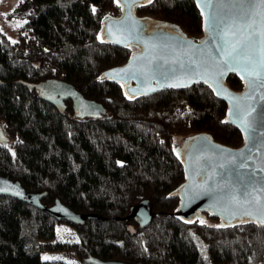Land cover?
Wrapping results in <instances>:
<instances>
[{"label": "trees", "instance_id": "1", "mask_svg": "<svg viewBox=\"0 0 264 264\" xmlns=\"http://www.w3.org/2000/svg\"><path fill=\"white\" fill-rule=\"evenodd\" d=\"M135 13L149 27H175L197 41L205 35L193 0H152ZM122 14L116 0H31L18 42L0 30V125L9 140L0 142V177L41 196L47 208L60 201L98 217L75 226L0 196V264H86L89 256L136 264H264V226L221 224L208 214L188 223L177 215L175 193L186 176L174 138L207 134L231 149L245 139L224 122L228 105L208 84L130 97L122 85L101 80L137 51L101 39L104 21ZM53 80L73 85L105 114L78 119L72 102L61 112L27 87ZM225 84L236 93L245 89L237 75ZM144 200L152 222L132 233L127 217ZM60 225L74 228L79 241L53 242ZM59 251L74 253L75 262L41 258Z\"/></svg>", "mask_w": 264, "mask_h": 264}, {"label": "water", "instance_id": "2", "mask_svg": "<svg viewBox=\"0 0 264 264\" xmlns=\"http://www.w3.org/2000/svg\"><path fill=\"white\" fill-rule=\"evenodd\" d=\"M193 1L202 12L201 0ZM146 2L147 0H120L122 16L104 21L101 33L103 41L117 47H133L137 51L125 66L106 71L101 80L122 85L124 92L130 97L150 96L164 89H183L199 83L212 84L218 99L228 105L227 123L241 131L245 142L240 149H231L216 143L207 134H199L191 139L179 155L186 182L175 193L180 198L177 215L188 223H193L201 214H208L219 219L221 224L252 221L264 226V99L261 98L264 96V87H259L264 81L250 83L247 79H242L237 71H226L223 76L218 75L226 66H218L213 59H220L217 48L222 42L210 39L211 21L206 30L205 16L209 13L208 9L203 10L205 35L197 41L175 27H171V30L157 28L150 31L148 23L139 19L135 13L136 8ZM212 11L223 19L222 27L231 28L225 39L233 43L246 36L253 28L259 31L264 26V5H260L259 0H223ZM249 24L252 25L251 28L246 27ZM254 40L259 41V37H254ZM205 41L208 43L205 44ZM255 47L258 49L259 44ZM124 69L128 71H121ZM257 70L264 73V69L258 65ZM115 72L120 74L113 75ZM230 75H237L244 81L245 89L242 92H233L226 86V78ZM27 87L35 88L43 101L61 112L66 110L65 103L71 101L74 104V115L78 119H95L105 114L100 104L86 100L69 83L53 80L36 87ZM237 97L241 99L234 100ZM237 104L245 112L252 109L249 120L253 122V129L250 133L242 130L236 121L234 113ZM249 136L254 137V140H248ZM8 141L0 125V142ZM249 148L252 149L250 152ZM221 149L227 151L221 152ZM241 151L244 152L243 158L233 157V153ZM242 162L247 166L239 167ZM0 196L29 204L58 222L64 221L75 226H80L86 220L98 219L94 215L75 213L60 201L47 208L42 205L41 196L27 193L20 183L8 178L0 177ZM232 196H235V202L231 200ZM257 199L260 203L256 202ZM152 218L149 201L144 200L131 209L127 220L140 219L143 229L151 224ZM130 230L135 232L133 226H130ZM85 263L136 264L104 261L94 256H89Z\"/></svg>", "mask_w": 264, "mask_h": 264}, {"label": "snow or ice", "instance_id": "3", "mask_svg": "<svg viewBox=\"0 0 264 264\" xmlns=\"http://www.w3.org/2000/svg\"><path fill=\"white\" fill-rule=\"evenodd\" d=\"M134 2V0H133ZM152 0H147V3H151ZM116 3L120 4V0H116ZM223 0H201L202 4V14L204 9H208L209 13L205 16V26L206 30L209 28V21H211V32H210V39L213 41L220 40L222 43L217 48V51L220 53V59H216V64L224 65L226 67L222 68L218 75L223 76L226 71H237L238 74L241 75L242 79H247L250 83L251 82H259L264 81V73H261L257 70V65L259 68L264 69V26L261 27L259 31L256 29H252L250 33L246 36H243L241 39L237 40L236 42H231L225 37L231 31V28H224L222 27L224 21L222 18H218L217 14L212 11V9L218 5L222 4ZM260 5H264V0H259ZM95 11V9H93ZM246 27L251 28L252 25L249 24ZM259 37V41L254 40V37ZM205 44L208 41L204 42ZM259 44V48L255 47L256 44ZM258 56V59H257ZM183 67V65H181ZM127 72L128 69L121 70ZM119 72L113 73V75H119ZM169 86H186V85H169ZM210 87L212 84L209 85ZM259 87H264V83H260ZM154 90V89H150ZM214 90H216L214 88ZM226 91V90H225ZM264 99V96L261 97ZM241 98H234V100L238 101ZM235 117L238 124L242 127V130L246 132H251L253 129V122L249 120V117L252 114V109H248L246 112L243 111L239 105H236L235 110ZM230 115H233L230 112ZM227 123L228 121H224ZM207 139V138H206ZM248 140H254V137H247ZM218 147V146H217ZM252 149L249 148L248 151L250 152ZM221 152H225L227 150H220ZM233 157H244V152L241 151L239 153H233ZM246 163H241L239 167L243 168L246 167ZM222 167V165H221ZM19 194V193H18ZM231 200L235 202V196H232ZM257 203H260V200L257 199ZM247 214V213H246ZM203 223V221H201Z\"/></svg>", "mask_w": 264, "mask_h": 264}, {"label": "rangeland", "instance_id": "4", "mask_svg": "<svg viewBox=\"0 0 264 264\" xmlns=\"http://www.w3.org/2000/svg\"><path fill=\"white\" fill-rule=\"evenodd\" d=\"M31 0H0V30L7 36L12 42L19 41L20 32L27 22V14L29 12V6ZM157 28H163L160 24L156 27H149L150 31L157 30ZM171 27H166L167 30H171ZM176 29V28H175ZM179 32H182L179 30ZM183 33V32H182ZM177 136L174 138V147L178 152L182 153L189 145L191 139L196 137ZM78 242L79 236L76 230L67 225H60L57 227L56 236L53 242ZM42 260L60 259L68 263H73L76 260L74 253L59 251V252H45L41 254Z\"/></svg>", "mask_w": 264, "mask_h": 264}, {"label": "flooded vegetation", "instance_id": "5", "mask_svg": "<svg viewBox=\"0 0 264 264\" xmlns=\"http://www.w3.org/2000/svg\"><path fill=\"white\" fill-rule=\"evenodd\" d=\"M68 102H71V101H68ZM68 102H66L65 104H67ZM66 108H67V105H66ZM66 111V110H65ZM134 222H132V223H129L127 226H128V228H129V230H130V226H133L134 227V231L135 232H137V231H139L140 229H142L141 228V221H140V219H135V220H133ZM143 229H145V228H143ZM131 231V230H130ZM134 232V233H135Z\"/></svg>", "mask_w": 264, "mask_h": 264}]
</instances>
